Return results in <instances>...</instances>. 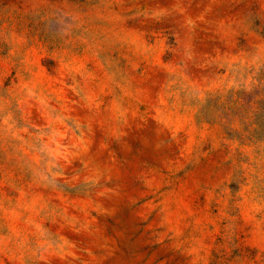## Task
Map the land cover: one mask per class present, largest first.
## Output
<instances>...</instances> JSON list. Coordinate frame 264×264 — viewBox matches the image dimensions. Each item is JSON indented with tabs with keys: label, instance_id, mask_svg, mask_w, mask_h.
<instances>
[{
	"label": "rangeland",
	"instance_id": "obj_1",
	"mask_svg": "<svg viewBox=\"0 0 264 264\" xmlns=\"http://www.w3.org/2000/svg\"><path fill=\"white\" fill-rule=\"evenodd\" d=\"M0 264H264V0H0Z\"/></svg>",
	"mask_w": 264,
	"mask_h": 264
}]
</instances>
